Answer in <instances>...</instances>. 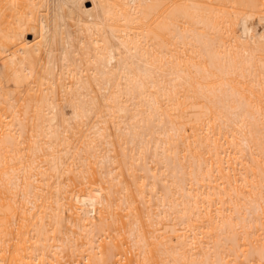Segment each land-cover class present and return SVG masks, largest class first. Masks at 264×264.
I'll return each mask as SVG.
<instances>
[{
  "label": "bare ground",
  "instance_id": "6f19581e",
  "mask_svg": "<svg viewBox=\"0 0 264 264\" xmlns=\"http://www.w3.org/2000/svg\"><path fill=\"white\" fill-rule=\"evenodd\" d=\"M0 264H264V0H0Z\"/></svg>",
  "mask_w": 264,
  "mask_h": 264
},
{
  "label": "rangeland",
  "instance_id": "374dc122",
  "mask_svg": "<svg viewBox=\"0 0 264 264\" xmlns=\"http://www.w3.org/2000/svg\"><path fill=\"white\" fill-rule=\"evenodd\" d=\"M84 6H85V7H89L90 4H89L88 2H86V3H84ZM31 39H32V36H31V35H26V36H25V40H26V41H30Z\"/></svg>",
  "mask_w": 264,
  "mask_h": 264
}]
</instances>
